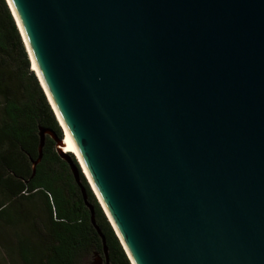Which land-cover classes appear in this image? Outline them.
Listing matches in <instances>:
<instances>
[{
	"label": "water",
	"instance_id": "obj_1",
	"mask_svg": "<svg viewBox=\"0 0 264 264\" xmlns=\"http://www.w3.org/2000/svg\"><path fill=\"white\" fill-rule=\"evenodd\" d=\"M4 1L129 264H264V0Z\"/></svg>",
	"mask_w": 264,
	"mask_h": 264
},
{
	"label": "trees",
	"instance_id": "obj_2",
	"mask_svg": "<svg viewBox=\"0 0 264 264\" xmlns=\"http://www.w3.org/2000/svg\"><path fill=\"white\" fill-rule=\"evenodd\" d=\"M15 23L0 0V222L12 232L21 264H79L89 252L101 254L78 187L46 137L37 158V127L63 132L53 116L27 59ZM94 222L105 239L110 264H129L75 157Z\"/></svg>",
	"mask_w": 264,
	"mask_h": 264
},
{
	"label": "rangeland",
	"instance_id": "obj_3",
	"mask_svg": "<svg viewBox=\"0 0 264 264\" xmlns=\"http://www.w3.org/2000/svg\"><path fill=\"white\" fill-rule=\"evenodd\" d=\"M11 230L0 222V264H21L16 252ZM93 253L80 257L79 264H91Z\"/></svg>",
	"mask_w": 264,
	"mask_h": 264
},
{
	"label": "bare ground",
	"instance_id": "obj_4",
	"mask_svg": "<svg viewBox=\"0 0 264 264\" xmlns=\"http://www.w3.org/2000/svg\"><path fill=\"white\" fill-rule=\"evenodd\" d=\"M24 44V43H23ZM25 47V46H24ZM26 49V48H25ZM26 53H27V51H26ZM27 56H28V58H29V55H28V53H27ZM29 62L31 63V60H30V58H29ZM31 71L35 74V76H36V78H37V80H38V77H37V75H36V72H35V70H34V68H33V65H32V63H31ZM38 82H39V80H38ZM39 85L41 86V84H40V82H39ZM41 88H42V86H41ZM43 90V89H42ZM44 92V91H43ZM45 94V93H44ZM45 97H46V95H45ZM47 99V98H46ZM48 101V100H47ZM49 103V102H48ZM50 105V104H49ZM51 107V106H50ZM52 109V108H51ZM53 111V110H52ZM54 113V112H53ZM54 116H55V114H54ZM55 118H56V116H55ZM56 121L58 122V120H57V118H56ZM58 125L60 126V128H61V130H62V132H63V139H62V142H61V146H60V151L61 152H63V153H65V154H72L74 157H75V155H74V153H73V151H72V149H71V147L69 146V144H68V142H67V140H66V137H65V133H64V131H63V129H62V127H61V125L59 124V122H58ZM75 159H76V157H75ZM77 160V159H76ZM82 173H83V171H82ZM83 175H84V173H83ZM84 177H85V175H84ZM85 179H86V177H85ZM92 190V189H91ZM93 192V191H92ZM96 197V196H95ZM97 199V198H96ZM98 201V200H97ZM99 203V202H98Z\"/></svg>",
	"mask_w": 264,
	"mask_h": 264
}]
</instances>
